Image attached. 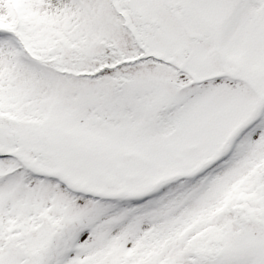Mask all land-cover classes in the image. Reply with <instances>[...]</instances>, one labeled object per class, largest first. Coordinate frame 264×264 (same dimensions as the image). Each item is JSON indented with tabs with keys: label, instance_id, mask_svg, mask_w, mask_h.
I'll list each match as a JSON object with an SVG mask.
<instances>
[{
	"label": "snow or ice",
	"instance_id": "6c2138e0",
	"mask_svg": "<svg viewBox=\"0 0 264 264\" xmlns=\"http://www.w3.org/2000/svg\"><path fill=\"white\" fill-rule=\"evenodd\" d=\"M0 264H264V0H0Z\"/></svg>",
	"mask_w": 264,
	"mask_h": 264
}]
</instances>
